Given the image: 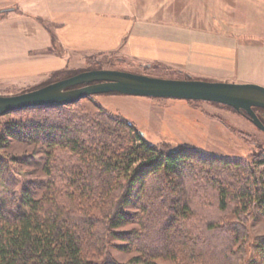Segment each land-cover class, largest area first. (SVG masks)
Returning <instances> with one entry per match:
<instances>
[{
	"label": "rangeland",
	"instance_id": "rangeland-1",
	"mask_svg": "<svg viewBox=\"0 0 264 264\" xmlns=\"http://www.w3.org/2000/svg\"><path fill=\"white\" fill-rule=\"evenodd\" d=\"M91 1H94L97 7H100L102 3L103 5L110 3L114 6L122 5L131 11L136 5L135 0H0V31L6 28L22 30L29 35L27 40L18 37L22 46L31 44L41 47L44 43L42 22L56 32L60 23L67 18L70 8L84 7L85 2ZM222 2L224 5L220 0H186L183 10L179 8L182 4L180 0H173L172 3L174 10H180L176 13L182 15L179 17L183 22L188 23L189 32L193 35H198L200 31L203 33L209 28L218 31V23L223 28H229L227 23L231 21L235 23V27L231 29L233 32L250 36L261 35L264 40V17L260 15L264 16V0H222ZM137 3L141 6L142 15L145 18L151 19L158 15L148 10L143 11V8H147V0H138ZM257 10L260 11L258 18L253 15L257 13ZM73 19L75 20L74 16ZM44 51L41 50L37 54L32 52V54L59 53L58 55L66 59V66L73 69H83L87 66L88 58H99L104 55L112 63H104L101 68L119 69L154 77L231 83H255L256 80L252 75L244 74V66L241 63L234 65L231 72L217 75H193L189 76L191 78H185V74L172 67L161 64L163 67L159 71L154 68L156 62L144 63L139 57L126 56L119 50L115 52L70 51L62 45L60 47L57 45L52 53ZM46 79L47 74L33 79L0 80V95H13L38 88L40 86L37 85ZM51 82L54 81L46 82V84ZM61 106V113L57 111L46 114L27 111L25 108L0 115V202L3 205L7 206L6 202H10V197L15 192L21 191L22 186L29 187L37 193L38 197L46 194L49 188L52 189L54 186H57L63 194L71 191L77 195L79 192L71 189L77 190L71 187L72 178L75 177L73 172L85 168L77 156L54 146L52 141L32 135L29 131L25 132L27 135L25 133L22 135L19 131H14L15 134L11 135L7 127L13 128L14 125L23 124L30 119L37 120L36 114L39 113L46 118L47 122L72 124L77 131L88 128L95 133V129L91 128V124L86 120L66 116L63 112L76 114V116L91 114L94 117L91 119L93 126L96 124L100 128L107 121L103 113L109 111L130 121L137 131L142 132V137L147 142L181 151L189 150L195 152L197 157L188 161L194 168L192 175H186L185 172L176 173L163 183L164 187L156 181L153 185L154 180L147 181L143 199L140 197V183H136L130 194V202L120 205V209L126 215L124 222L117 227H110V232H106L105 228L99 225L104 221V217L98 208L81 207L77 204L70 207L73 212L71 215L75 218L98 220L95 231L86 230L81 235L86 239L95 232L107 241L103 252L99 250L96 251L98 254L90 255L93 260L103 264L106 262L126 264L134 256H139L136 249L139 242L151 250V244L143 243L142 238V233L146 232L141 224L146 216L142 209L145 205L147 212L151 215L158 210L160 213L157 215L163 213L164 216L161 215V217L166 220L159 228L160 234L156 236L160 240L159 244L153 248L171 249L177 255L174 259L158 258L156 260L158 264H210L215 255L209 247L214 242H220L224 247L236 236L242 238L243 232L247 234L245 242L240 239L237 241L240 242L238 248H244L245 253L242 255V260L237 261L236 264H264V207L251 208L248 211L239 206L234 210L233 204L229 203L225 210H221L218 207L217 191L214 185L216 180H222V176L216 172L223 169L219 161L224 159L232 164L238 162L241 166H246L248 170L256 172L259 170L264 173V163H258L260 159L258 156L264 154V132L254 126L243 112L213 102L121 93L92 94ZM256 113L264 118L263 108H257ZM202 158L205 159L202 160ZM210 159L214 162L210 163ZM230 170L236 169L230 165ZM90 173L94 172L90 171ZM196 173L198 178L191 177ZM155 189L158 192L156 195H160L158 200L153 199ZM160 190H164L162 195ZM185 206L187 213H182ZM8 207L4 208L10 211L16 210L15 203L12 205L8 203ZM227 222L230 223V229L222 233L221 230L225 228L222 224ZM235 229L242 233H234ZM134 232L139 233L140 236L136 239L138 241H135L136 243L129 240L134 236ZM89 244L91 248L92 245ZM190 244L196 249L188 253ZM122 245L132 250L119 249ZM192 253L199 259L192 260Z\"/></svg>",
	"mask_w": 264,
	"mask_h": 264
},
{
	"label": "trees",
	"instance_id": "trees-1",
	"mask_svg": "<svg viewBox=\"0 0 264 264\" xmlns=\"http://www.w3.org/2000/svg\"><path fill=\"white\" fill-rule=\"evenodd\" d=\"M41 25L50 34V45L45 51L52 53L58 45L56 34L48 25L43 22ZM88 60L87 66L83 69L65 66L52 71L47 79L37 86L75 74L80 70L98 69L104 63H112L104 55L99 58L90 57ZM154 64L156 70L160 71L163 67L161 63ZM185 78L191 77L186 75ZM26 110L46 114L57 111L61 113L62 106L51 104L30 107ZM254 110L257 112V108ZM63 114L78 117V120H86L91 124V128L95 129V133L88 128L77 131L72 124L47 122L46 118L39 113L36 114L37 120L30 119L23 124L14 125L13 128L10 126L6 128L11 135L15 134L14 131H19L22 135L29 131L32 135L52 141L54 146L77 156L85 168L73 172L75 179L72 178V186H70L77 188V190L71 188L79 192L77 195L71 191L63 194L57 186H54L52 189L49 188L46 194L38 197L37 193L29 187L22 186L21 191L15 192L11 199L9 198L10 202H6L7 206L0 202V264H103L93 260L90 255H96L99 250L102 252L105 250L104 246L107 242L105 238L95 232L86 239L81 237L86 230L95 231L98 220L75 218L72 216L70 207L77 204L81 207L98 208L104 217V221L99 225L104 227L106 232H110V227H117L124 222L126 215L120 209V205L130 202V194L136 183H140V197L143 199L147 181L154 180L153 185L156 181L163 186V183L176 173L185 172L186 175H192L194 172L193 166L189 165L188 161L197 157L195 152L151 144L142 137V132L137 131L130 121L116 114L105 111L103 115L107 121L100 128L96 124L95 127L93 126L91 119L94 117L91 114L78 116L68 112ZM259 118L264 123V118L260 116ZM258 157H260L258 163H264V154ZM209 162L214 161L210 159ZM219 163H222L223 169L216 174H220L222 180L218 179L214 183L219 209L225 210L229 203L233 204L234 210L239 206L248 211L251 208L264 207V173L259 170L257 172L248 170L246 166L243 167L238 162L232 164L225 159L220 160ZM230 165H233L236 170H230ZM90 171L95 174H91ZM195 176L197 177L198 173L191 177ZM156 192L155 189L154 200H158L160 196L156 195ZM163 192L164 190H160L161 195ZM153 199H151L152 202ZM8 203L9 205L15 203L16 210H6L4 207H8ZM142 209L146 215L141 221L146 229V232L142 233L143 243L151 244L152 248L149 250L139 242L136 246L139 256H134L126 264H158L156 262L158 258L174 259L177 256L175 251L153 248L160 241L156 236L160 234L159 228L165 220L161 217V215L164 216L163 213L157 215L160 212L157 210L156 213L155 210L151 215L147 212L145 205ZM185 209L186 206L182 209V213H187ZM229 224L228 222L222 224L225 226L224 230H221L222 233L230 229ZM234 233L242 232L235 229ZM241 236L242 238L236 236L224 247L220 242H214L209 247L215 255L210 264H236L237 261L242 260L245 252L244 248H238L240 242L237 239L245 242L246 232H243ZM137 238H140L139 233L134 232V236L129 240L136 243ZM89 243L94 249L89 247ZM234 245L236 246L233 248ZM119 249L132 250L125 245L119 246ZM188 249L189 253L196 247L190 244ZM191 257L192 260L199 259L193 253Z\"/></svg>",
	"mask_w": 264,
	"mask_h": 264
},
{
	"label": "crops",
	"instance_id": "crops-1",
	"mask_svg": "<svg viewBox=\"0 0 264 264\" xmlns=\"http://www.w3.org/2000/svg\"><path fill=\"white\" fill-rule=\"evenodd\" d=\"M180 1L179 8L183 10L186 0ZM137 2L135 0L132 11L122 5L106 3L104 6L102 2L97 7L94 1L85 2L84 7L70 8L67 18L56 29L57 44L70 51L119 50L126 56L139 57L144 63H161L187 76L223 74L241 63L244 74L256 78L254 84L264 86V40L261 35L233 32L235 23L231 21L227 23L229 28H223L217 22L218 31L209 28L193 35L188 23L179 17L182 15L176 13L180 10H174L173 0H147V8L143 11L158 13L151 19L142 15ZM220 2L224 5L222 0ZM258 13L259 10L253 15L258 18ZM41 28L44 38L41 47L22 46L18 37L29 38L22 30L6 28L0 31V80L44 77L66 66V59L58 54H32L50 45L49 32L43 26Z\"/></svg>",
	"mask_w": 264,
	"mask_h": 264
},
{
	"label": "water",
	"instance_id": "water-1",
	"mask_svg": "<svg viewBox=\"0 0 264 264\" xmlns=\"http://www.w3.org/2000/svg\"><path fill=\"white\" fill-rule=\"evenodd\" d=\"M121 93L154 98H177L219 103L243 114L264 132L254 108L264 109V86L203 79H172L119 69L98 68L13 95H0V115L25 108L73 103L85 96Z\"/></svg>",
	"mask_w": 264,
	"mask_h": 264
},
{
	"label": "bare ground",
	"instance_id": "bare-ground-1",
	"mask_svg": "<svg viewBox=\"0 0 264 264\" xmlns=\"http://www.w3.org/2000/svg\"><path fill=\"white\" fill-rule=\"evenodd\" d=\"M197 101V100H196Z\"/></svg>",
	"mask_w": 264,
	"mask_h": 264
},
{
	"label": "flooded vegetation",
	"instance_id": "flooded-vegetation-1",
	"mask_svg": "<svg viewBox=\"0 0 264 264\" xmlns=\"http://www.w3.org/2000/svg\"><path fill=\"white\" fill-rule=\"evenodd\" d=\"M262 118V117H261Z\"/></svg>",
	"mask_w": 264,
	"mask_h": 264
}]
</instances>
